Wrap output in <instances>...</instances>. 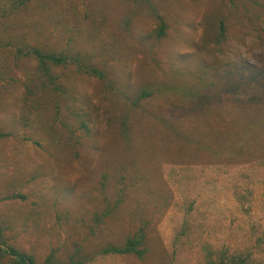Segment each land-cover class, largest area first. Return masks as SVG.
Wrapping results in <instances>:
<instances>
[{"label":"rangeland","instance_id":"obj_1","mask_svg":"<svg viewBox=\"0 0 264 264\" xmlns=\"http://www.w3.org/2000/svg\"><path fill=\"white\" fill-rule=\"evenodd\" d=\"M0 225L39 263L264 264V0H0Z\"/></svg>","mask_w":264,"mask_h":264},{"label":"trees","instance_id":"obj_2","mask_svg":"<svg viewBox=\"0 0 264 264\" xmlns=\"http://www.w3.org/2000/svg\"><path fill=\"white\" fill-rule=\"evenodd\" d=\"M28 1V0H25ZM224 31V27L221 26ZM166 33V25L161 22L160 26L157 30V37L162 38ZM223 34V33H222ZM28 55L35 56L38 61L40 71L46 75H50L52 72V67L60 68L66 67L72 63L79 65L81 69V63L79 59H71L64 54H58L56 52H43L39 49L33 48L29 52ZM86 71L92 74H95L99 77H103V73L97 70H89L90 68H85ZM147 96H141L140 98H144ZM139 101V100H138ZM247 151L242 145H239L235 148L226 147V162L235 161L239 159V157H245L247 155ZM4 228L0 225V264H3L4 259L8 258L13 264H63L60 262H56L54 257L50 255L44 263H39L37 259L29 254L20 252L19 250L11 247L6 242ZM145 233L141 230L132 238H129L123 246H108L102 250L103 254H116V255H135L138 258L145 257L147 253V248L145 247ZM244 260H234L232 262H225L224 260L220 262L210 261L209 264H245ZM64 264H82L81 261L72 260L69 263Z\"/></svg>","mask_w":264,"mask_h":264}]
</instances>
